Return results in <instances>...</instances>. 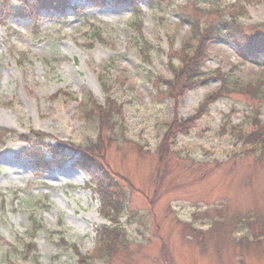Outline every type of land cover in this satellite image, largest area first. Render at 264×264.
Masks as SVG:
<instances>
[{"label":"rangeland","instance_id":"rangeland-1","mask_svg":"<svg viewBox=\"0 0 264 264\" xmlns=\"http://www.w3.org/2000/svg\"><path fill=\"white\" fill-rule=\"evenodd\" d=\"M29 1L0 0L6 17L0 19V127L13 133L0 139V264H104L92 258L95 229L109 224L76 166L79 152L67 146L96 141L79 108L84 93L105 104L102 73L124 129L100 163L128 199L121 219L128 240L107 264H264L260 226L242 229L236 222L264 218V150L260 160L243 154L237 139L254 123L263 129L264 104L250 111V99L230 94L205 105L217 80L166 98L163 80L171 65L179 66L188 35L174 14H153L141 4L144 47L119 1L66 0L77 15L68 7L58 14L53 0ZM239 3L252 22L264 20V0ZM15 8L34 13L32 25L11 19ZM209 52L208 71L243 84L264 76L229 45L214 42ZM193 118V130L180 128L169 159L160 161L166 124ZM31 132L40 135L39 146L21 141ZM31 219L41 226L35 234Z\"/></svg>","mask_w":264,"mask_h":264},{"label":"trees","instance_id":"trees-1","mask_svg":"<svg viewBox=\"0 0 264 264\" xmlns=\"http://www.w3.org/2000/svg\"><path fill=\"white\" fill-rule=\"evenodd\" d=\"M47 0H30L27 3L36 5L37 3L47 4ZM88 3L96 5V0H86ZM102 1V0H99ZM98 1V2H99ZM113 1V0H112ZM119 1L121 5H125L131 13L129 20V28L133 31L134 40L142 43L146 47L143 40L142 25L145 13L141 10V4L153 14H174L179 26H185L188 31L187 37L182 41L179 50L178 65H171L170 77L163 80L165 85L164 96L169 99L177 100L186 91L192 90L197 86L217 80L219 88L210 97L206 99L205 105L209 104L213 99L226 98L230 94H240L251 100L250 111L255 107L264 104V76L259 81L247 84L240 83L238 80L228 74H221L218 70H206L203 61H205L210 52L209 48L214 42L229 45L243 62H252L264 71V20L254 23L248 16L246 7L240 5L239 0H114ZM229 1V2H225ZM58 14L63 15L65 8H71L66 4V0L52 1ZM23 3V2H22ZM26 3V2H25ZM24 3V4H25ZM26 3V4H27ZM33 7V6H32ZM73 7V6H72ZM7 10V9H6ZM24 10V8L22 9ZM5 10L0 7V19L4 21ZM14 12L11 19H20L30 24L28 15L34 13L21 12V9H13ZM74 15H77L78 9L71 8ZM8 13L11 11H7ZM20 13V15H18ZM24 13V14H22ZM22 14V15H21ZM20 17L24 18H18ZM15 16V17H14ZM10 19V18H8ZM37 20H40L37 17ZM144 48L139 47V52L143 53ZM109 65L105 67L108 69ZM101 90L104 92L105 104L99 106L89 93L82 95L83 104L79 108L80 120L83 124H88L93 128L97 138L95 143L86 146L67 145L74 152H79L80 159L76 166L85 174L89 181L86 188L90 189L97 197L99 202L98 211L108 226H101L95 229L96 247L93 251L92 258L107 264L113 257V253L118 247H124L125 240H128L126 232L121 223L122 217L127 211L128 199L121 188L117 177L113 176L107 167L101 165L103 152L111 142H116L119 136H122L124 125L122 118L116 116L113 108V101L110 98V90L107 86V80L104 73L98 76ZM205 105L200 106L203 111ZM249 111V112H250ZM251 112V118H253ZM195 118L184 120L181 124L179 120L173 119L166 124V133L163 135L157 150L160 161L166 156L168 159L171 155V148L176 142L175 137L186 130L190 133L193 130ZM253 122H251L252 124ZM262 126V125H261ZM252 129L248 134H240L238 139L242 147L243 154H258L260 160V152L264 150V127H260L257 123L251 125ZM236 128V127H235ZM238 130H241L239 127ZM10 130L0 127V139L4 136L12 135ZM21 141L39 146L42 139L38 133H28L21 136ZM55 154V153H54ZM240 228H249L255 223L260 226L259 239L264 236V218L259 215L251 219L246 216L243 219H237ZM31 233H36L41 226H36V221L31 219ZM126 238V239H125ZM31 239L33 237L31 236ZM61 244V243H60ZM58 244V245H60ZM26 245L28 247H31ZM35 251V247H31ZM85 261L87 259H84Z\"/></svg>","mask_w":264,"mask_h":264}]
</instances>
